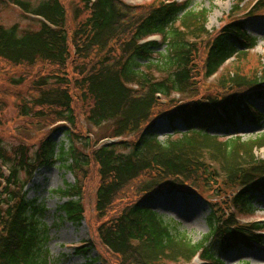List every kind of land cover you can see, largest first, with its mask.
<instances>
[{
  "label": "trees",
  "instance_id": "16d2710c",
  "mask_svg": "<svg viewBox=\"0 0 264 264\" xmlns=\"http://www.w3.org/2000/svg\"><path fill=\"white\" fill-rule=\"evenodd\" d=\"M78 1L69 29L61 0H0V7L12 4L38 23L36 30L0 26V114L15 97L18 115L37 127H71L52 132H63L67 146L51 134L34 154L22 144L8 150L0 138V264H52L45 205L28 200L24 189L39 168L55 164L75 180L56 191L66 199L58 207L62 223L83 224L85 184L98 178L97 244L86 241L76 250L84 264H192L197 253L202 264H225L222 253L264 244V223L240 224L237 216L251 214L253 200L264 195V160L256 157L264 135L245 141L237 133L239 125L264 128L258 107L264 63L244 67L259 40L239 22L213 36L210 12L195 11L196 0H156L149 7ZM254 9H264V0ZM153 36L160 40H147ZM231 61L238 66L215 96L174 98L199 91L198 78L218 75ZM28 81L23 98L19 89ZM76 102L88 123L108 125L109 135L76 133ZM161 122L173 131L163 141L156 132ZM230 129L235 136L222 137ZM104 138L122 140L101 143ZM226 188L232 210L210 201L209 233L196 246L152 207L172 191L204 200L207 190L224 199ZM100 246L107 256L97 253Z\"/></svg>",
  "mask_w": 264,
  "mask_h": 264
},
{
  "label": "rangeland",
  "instance_id": "374dc122",
  "mask_svg": "<svg viewBox=\"0 0 264 264\" xmlns=\"http://www.w3.org/2000/svg\"><path fill=\"white\" fill-rule=\"evenodd\" d=\"M31 5L37 4L42 0H25ZM127 4H131L137 7H149L152 4H158L156 0H122ZM163 0H160V2ZM174 1V0H171ZM183 2L184 0H177ZM260 0H196L193 9L196 11L209 10L207 30L211 32L213 36L219 34L220 29L227 27L231 22L243 23L244 29L248 34L256 37L259 42L258 46L249 56V61L244 63V67L248 72V69L253 68L258 70L259 62L264 63V9L257 11L254 9V5ZM62 4L66 6L68 11V26L69 29L74 28V15L75 7L81 5L78 0H61ZM17 25L19 29L33 30L38 29V23L36 20L31 19L24 15L22 10L12 4L5 3L0 7V26L5 28H11V26ZM259 61V62H258ZM238 63L235 61L229 62L216 76L210 77V79L198 78L199 91L193 94L184 95L182 97H175L176 99L189 100V99H207L211 96H215L219 90L223 87L222 81H226L230 73L235 72ZM251 69V71L253 70ZM201 81V82H200ZM197 82V83H198ZM1 88L6 89L9 85L2 83ZM31 83L28 81L23 87L19 89L21 97H29V88ZM8 107L3 113L0 114V138L3 140L4 146L11 150L16 148L19 144L24 145L29 149L31 154H34L39 145L51 135L54 129L59 126L68 128L71 127L65 123H57L48 125V127H37L36 122L31 118H22L18 115V105L14 98L8 99ZM259 109L264 113V102L258 105ZM87 111V110H86ZM76 114V128H73L76 133L82 135H93L102 137L109 135L110 127L108 125L102 128H96L89 124L87 121V115L84 112L80 103L76 102L75 110ZM182 130V129H181ZM238 134L246 141L256 139L257 136L264 135V128H254L249 124L239 125ZM158 138L163 141L167 139L169 135L173 133L172 129L165 122H161L156 129ZM228 134H224L222 137H234L236 130L230 129ZM228 135V136H227ZM57 144L65 143L66 137L63 132H55L52 134ZM124 140H131L130 136H125ZM256 157L264 160V147L256 151ZM21 179L25 180L26 176L21 174ZM74 177L66 169H63L59 164L51 165L50 167H41L31 179L30 183L24 189L27 193V199H37L38 202H42L45 205L46 212L42 221L48 225L51 229V240L49 243L50 253L53 257L52 264H84L85 258L77 255L76 250L82 246L81 243L90 241L97 244L96 227L97 222L94 207H95V192L98 184V178L94 175L88 178L85 184L84 192V204H85V220L82 225H72L66 221L63 223L60 220L61 214L58 213V207L64 203L66 199H63L56 193L58 190H62L66 185L74 183ZM226 192V193H225ZM230 189L226 188L221 195L225 198H221L210 191H202L204 200H201L195 196L187 194H180L172 192L169 195H165L158 198L152 205L153 209L166 221H174L179 232L196 246L202 242L209 233L208 220L210 216L211 207L210 201L213 203L218 202L217 206L227 209L230 202L227 201L230 195ZM209 201V202H208ZM226 202V204H224ZM253 212L238 213L240 224H249L252 222H264V195H259L252 202ZM97 253L106 255V250L103 247L97 248ZM96 252H92L91 257H96ZM107 256V255H106ZM221 258L225 261V264H264V244L261 246L254 245L250 249H232L227 253H222ZM198 261H193L195 264ZM187 264V263H180Z\"/></svg>",
  "mask_w": 264,
  "mask_h": 264
},
{
  "label": "clouds",
  "instance_id": "9594fccd",
  "mask_svg": "<svg viewBox=\"0 0 264 264\" xmlns=\"http://www.w3.org/2000/svg\"><path fill=\"white\" fill-rule=\"evenodd\" d=\"M65 146H67V141H65Z\"/></svg>",
  "mask_w": 264,
  "mask_h": 264
}]
</instances>
